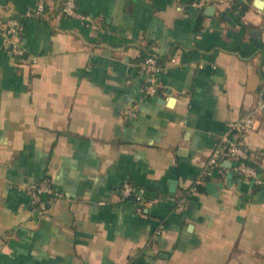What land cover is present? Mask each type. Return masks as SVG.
<instances>
[{
  "label": "crops",
  "instance_id": "crops-1",
  "mask_svg": "<svg viewBox=\"0 0 264 264\" xmlns=\"http://www.w3.org/2000/svg\"><path fill=\"white\" fill-rule=\"evenodd\" d=\"M39 1L0 0L27 49L15 58L0 30V264H264V185L230 180L224 162L190 191L228 124L264 101L256 0L241 17L201 0H78L96 27L62 15L61 0L23 18ZM144 50L164 65L155 97ZM255 115L243 142L264 174ZM44 177L63 196L40 216L20 185ZM124 180L144 190L147 218L120 197Z\"/></svg>",
  "mask_w": 264,
  "mask_h": 264
},
{
  "label": "built area",
  "instance_id": "built-area-1",
  "mask_svg": "<svg viewBox=\"0 0 264 264\" xmlns=\"http://www.w3.org/2000/svg\"><path fill=\"white\" fill-rule=\"evenodd\" d=\"M237 0H201L194 3L195 7L202 8L207 3L214 5L227 4L232 6ZM248 2V0H243ZM264 3V0H262ZM259 11L263 16L264 23V4ZM61 14L79 20L82 24L90 27H96L95 20L88 14H83L78 9V0H64L60 10ZM49 11L46 2L40 0L35 7L26 10L23 18H48ZM1 36L3 37L6 49L17 59L25 61L27 59V49L25 41L22 36L23 22L21 18L15 16H7L0 21ZM264 36V29H263ZM175 60L174 58L172 59ZM36 62V59H33ZM140 70L146 74L148 80L144 86V94L147 97H155L159 93L162 82L160 76L164 71V65L159 62L157 56H149L139 64ZM264 110V101L256 109V111L239 120L231 121L225 132L219 137L215 143L212 152L206 162V170L202 178L190 188L191 192L197 191L200 185L207 176L210 170H218L223 173L226 168L222 161H230L232 163L231 169L234 173L242 178L248 179L256 186L264 185V176L259 173L257 168L250 164L251 154L243 142L244 135L256 127V112ZM125 114L129 118L137 116L136 107L128 108ZM260 159H264V150L258 152ZM234 161L237 162L234 164ZM20 189L23 190L38 215L44 216L47 214L49 206L56 199L63 196L52 183L50 178H42L38 180H31L22 182ZM120 197L123 200H131L135 203L138 214L144 218L148 217L146 207L148 202L144 196V190L139 186L133 184L129 180H124L120 188ZM4 238L0 237V247L4 245Z\"/></svg>",
  "mask_w": 264,
  "mask_h": 264
},
{
  "label": "trees",
  "instance_id": "trees-1",
  "mask_svg": "<svg viewBox=\"0 0 264 264\" xmlns=\"http://www.w3.org/2000/svg\"><path fill=\"white\" fill-rule=\"evenodd\" d=\"M63 1H64V0H61V1H60V8L58 9V11L61 10V6H62ZM248 1H250V0H248ZM232 7L239 8V16L241 17V16L244 14V12L248 9L249 6H248L247 2H244L243 0H237V1H235L234 4H232ZM55 11H56V10H54L53 12H55ZM55 13H57V11H56ZM17 18H19V17H17ZM146 51H147V50H146ZM146 51H145V50L143 51V54H142L141 57L139 58V63H140L141 61H143L144 59H146L147 57H149V56H157L158 59H159V62H160L161 64H163V62H162V58L159 57V55H158L157 53H155L154 51H147V52H146ZM139 63H138V64H139ZM224 162H225V159L222 161V164H224ZM248 162H249L250 164H252L253 166H255V167L257 168V170L259 171V173H260L261 175L264 176V174H263L261 168L257 165L256 162L252 161L251 158H250V160H248ZM235 163H237V162L234 161V164H235ZM236 176H237V175H236ZM208 177H209V176H207V178H208ZM253 185H254V184H253ZM254 186L256 187V185H254ZM198 190H203V187L201 186V184L198 185Z\"/></svg>",
  "mask_w": 264,
  "mask_h": 264
},
{
  "label": "water",
  "instance_id": "water-1",
  "mask_svg": "<svg viewBox=\"0 0 264 264\" xmlns=\"http://www.w3.org/2000/svg\"><path fill=\"white\" fill-rule=\"evenodd\" d=\"M263 1L262 0H256V5L259 7V8H262L263 7ZM262 33V32H261ZM225 164L228 166V167H231L232 163L230 161H226ZM234 176V172L231 171L230 173V180H232V177ZM223 183L220 184V186H222ZM207 190L210 191V192H215L216 193V186L213 182H208L207 183Z\"/></svg>",
  "mask_w": 264,
  "mask_h": 264
}]
</instances>
